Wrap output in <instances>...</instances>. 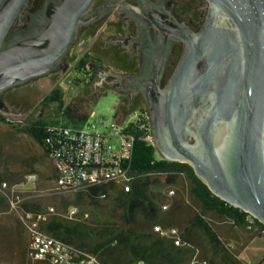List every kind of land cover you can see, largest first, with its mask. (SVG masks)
Wrapping results in <instances>:
<instances>
[{"label": "water", "instance_id": "1", "mask_svg": "<svg viewBox=\"0 0 264 264\" xmlns=\"http://www.w3.org/2000/svg\"><path fill=\"white\" fill-rule=\"evenodd\" d=\"M29 1L0 0V93L50 74L96 0H48L44 29L8 42ZM205 1L201 30L180 25L173 35L184 50L149 106L153 144L264 225V0Z\"/></svg>", "mask_w": 264, "mask_h": 264}, {"label": "rangeland", "instance_id": "2", "mask_svg": "<svg viewBox=\"0 0 264 264\" xmlns=\"http://www.w3.org/2000/svg\"><path fill=\"white\" fill-rule=\"evenodd\" d=\"M74 72L71 70L69 76L60 80L49 77L31 83L23 90L28 96L22 111L7 115L6 118L14 123L36 118L64 121V112L71 107L75 115L81 118L88 116V121L83 125L69 123L67 126H92L98 131L108 132L112 123L118 122L117 95L109 91L97 98L92 97L88 91L79 89L81 81ZM78 90L83 94H78ZM30 173L38 175L36 183L26 182L25 178ZM137 178L138 175H134V183ZM148 178L163 199L160 203L162 223L154 227H167L165 233H172V227H177L180 229L179 238L190 244V247L181 248L188 252L180 264H192L196 259L207 260L209 264H264V234L247 226L233 225L230 220L204 211L194 201L189 185L181 177L171 185L160 183L152 175ZM56 181V169L44 149L14 126L0 122V183H6L8 188L14 189L21 196L24 200L22 210L36 208L39 212H46L54 208L56 214L46 223L57 217L70 222L88 220L95 224L130 226L123 218V212L114 208L115 191L111 190L105 196L93 195L89 191L91 187L105 185H117L124 190L123 184L109 182L73 192H62L57 188ZM165 204L168 205L167 210L162 208ZM73 210L76 211L75 215L71 214ZM196 216L205 221L206 228L197 222ZM136 219L142 221L143 215L139 214ZM4 223L16 226L17 215L11 211L7 201L0 197V225ZM208 228L216 235L219 243L212 239ZM28 253H31L29 243ZM0 264L33 263L24 260L18 248L10 252L0 248Z\"/></svg>", "mask_w": 264, "mask_h": 264}, {"label": "flooded vegetation", "instance_id": "3", "mask_svg": "<svg viewBox=\"0 0 264 264\" xmlns=\"http://www.w3.org/2000/svg\"><path fill=\"white\" fill-rule=\"evenodd\" d=\"M47 2L29 1L8 42L36 35L44 29ZM160 13L168 20L160 17ZM208 14L205 0H96L78 28L70 51L50 74L0 93V114L6 117L22 111L28 96L23 90L31 83L49 77L60 80L69 76L71 70L81 83L94 79L92 86H83L92 97L109 91L115 93L116 112L149 110L157 97L155 90L165 89L182 57L184 43L173 38L177 26L198 33ZM89 41L91 50H87ZM82 62L86 64L87 76L76 69ZM157 71L158 82L154 79ZM97 82L100 84L96 85ZM156 151L161 157L157 148Z\"/></svg>", "mask_w": 264, "mask_h": 264}, {"label": "trees", "instance_id": "4", "mask_svg": "<svg viewBox=\"0 0 264 264\" xmlns=\"http://www.w3.org/2000/svg\"><path fill=\"white\" fill-rule=\"evenodd\" d=\"M76 69L87 76L85 62H82ZM93 82L94 79L92 78L88 81H82L87 86H92ZM129 112L131 111H118L117 115L124 116ZM64 114V121L36 118L22 123H14L0 114V122L10 124L19 132L31 137L46 153L45 138L48 124L63 123L69 125V123H75L83 125L88 121V116L81 118L75 115L71 107ZM128 130L136 138L132 168L137 171L134 175H138V178L130 192L121 189L114 194L113 204L115 209L123 212V218L130 226L117 227L108 223L95 224L88 220L70 222L56 217L42 225V229L46 233L85 252L98 255L103 264H180L182 257L188 251L175 247L170 240L160 238L153 230L155 225L162 223L160 203L163 199L161 193L154 189L148 180L150 175L155 176L160 183L166 185L175 183L181 177L189 185L194 201L204 211L233 221L231 222L233 225L248 227L252 226L251 220H253V225L264 228V225L249 213L235 208L215 196L199 179L189 164L169 162L159 157L155 146L145 141L146 133L144 131L135 126H131ZM112 187L113 185L95 186L89 188V191L93 195L105 196L107 192L112 190ZM162 208L164 209V205ZM139 214L143 215L142 221L136 219ZM195 218L197 222L205 224L201 217L196 216ZM17 222L18 224L13 227L5 223L0 225V248L9 252L18 248L24 260L31 262L28 253V232L23 227L18 215ZM208 231L212 239L219 243L216 235L209 228Z\"/></svg>", "mask_w": 264, "mask_h": 264}, {"label": "built area", "instance_id": "5", "mask_svg": "<svg viewBox=\"0 0 264 264\" xmlns=\"http://www.w3.org/2000/svg\"><path fill=\"white\" fill-rule=\"evenodd\" d=\"M116 119L118 122L112 123L108 132L98 131L92 126L78 128L63 123L47 125L45 142L49 144L50 150L61 156V165H70V172H62L66 186L72 182H82L84 185V181H79V174H90V181L94 183L100 182V174H123L126 175L124 190H132L134 174L137 173L132 168L136 138L128 129L135 126L144 131L145 141L153 144L151 116L148 110L138 109L124 116L117 115ZM92 165H101V173H92ZM25 180L27 183H36L38 175L30 173ZM0 197L7 201L11 211L17 213L29 237L39 239L44 245L43 253H29L33 264H103L98 255L93 253L90 256H78L79 248L42 229V225L56 214L54 208H49L46 212L22 210L24 200L14 189L8 188L6 183L0 184ZM167 209L168 205L165 204L164 210ZM71 214L75 215L76 211L73 210ZM248 227L264 234V228ZM153 230L160 238L170 240L177 248L190 247L187 241L179 238L180 229L177 227H172V233H165L164 226L153 227ZM192 264L209 262L196 259Z\"/></svg>", "mask_w": 264, "mask_h": 264}, {"label": "bare ground", "instance_id": "6", "mask_svg": "<svg viewBox=\"0 0 264 264\" xmlns=\"http://www.w3.org/2000/svg\"><path fill=\"white\" fill-rule=\"evenodd\" d=\"M46 154L56 167L58 173L56 186L62 192H73L83 189L87 186H95L99 184H106L109 182H117L123 184L124 188L126 175L123 174H100V182L96 183L90 181V174H79V181H84V185L82 184V182H72L67 184L66 186L64 184V180L62 179V172H70V165H61V156L58 154V152L50 150L49 144H47ZM60 165L61 168L59 167ZM92 173H101V165H92ZM29 249L31 253H43L44 245L41 241H39V239L31 237V240L29 242ZM78 256H90V253L78 249Z\"/></svg>", "mask_w": 264, "mask_h": 264}, {"label": "crops", "instance_id": "7", "mask_svg": "<svg viewBox=\"0 0 264 264\" xmlns=\"http://www.w3.org/2000/svg\"><path fill=\"white\" fill-rule=\"evenodd\" d=\"M89 45H88V47H87V50H91V48H93L92 47V43H91V41H89V43H88ZM83 86H84V84L83 83H80V87H79V89L80 90H82V91H85L84 89H83ZM78 94H83L81 91H79L78 90ZM68 110V109H67ZM66 110V111H67ZM118 112H116V114H117ZM78 128H82V127H79L78 126ZM54 165V164H53ZM54 167H55V165H54ZM55 169H56V167H55ZM56 172H57V170H56ZM57 179H58V173H57ZM56 183H57V181H56ZM117 187H119V186H117V185H113V187H112V190L113 191H115V194L119 191V190H121L122 188L121 187H119L120 189H118ZM36 208H29L28 210L29 211H37V210H35ZM201 226H203V227H205L206 228V225H204L203 223H201V222H198ZM158 225H160V224H158ZM252 226H255V225H252ZM255 228H259L258 226H255ZM60 239V238H59ZM62 240V239H61ZM64 241V240H63ZM64 242H66V241H64ZM66 243H68V242H66ZM70 244V243H69ZM72 245V244H71ZM39 264H43V263H39Z\"/></svg>", "mask_w": 264, "mask_h": 264}]
</instances>
